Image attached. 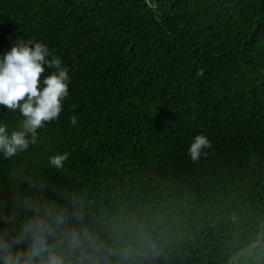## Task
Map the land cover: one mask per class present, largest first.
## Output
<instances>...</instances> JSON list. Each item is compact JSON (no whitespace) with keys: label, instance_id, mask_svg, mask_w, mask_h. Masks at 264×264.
Returning a JSON list of instances; mask_svg holds the SVG:
<instances>
[{"label":"trees","instance_id":"obj_1","mask_svg":"<svg viewBox=\"0 0 264 264\" xmlns=\"http://www.w3.org/2000/svg\"><path fill=\"white\" fill-rule=\"evenodd\" d=\"M20 39L60 57L69 95L37 144L0 153V197L76 199L155 244L137 264H230L261 236L238 264H264V0H0V56ZM22 119L0 105L9 132Z\"/></svg>","mask_w":264,"mask_h":264},{"label":"clouds","instance_id":"obj_2","mask_svg":"<svg viewBox=\"0 0 264 264\" xmlns=\"http://www.w3.org/2000/svg\"><path fill=\"white\" fill-rule=\"evenodd\" d=\"M46 68L55 69L45 76ZM69 69L43 43L20 39L0 56V105L19 111L23 119L11 132L0 125V153L13 158L38 143V129L59 118L69 95ZM75 125L77 118L73 116ZM212 141L196 135L188 149L198 161ZM69 153L49 158L55 169H63ZM36 195L0 197V264H137L155 244L146 236L133 239L124 226L94 219L82 202L59 203L43 196L47 186L29 182ZM11 205V207H9Z\"/></svg>","mask_w":264,"mask_h":264},{"label":"water","instance_id":"obj_3","mask_svg":"<svg viewBox=\"0 0 264 264\" xmlns=\"http://www.w3.org/2000/svg\"><path fill=\"white\" fill-rule=\"evenodd\" d=\"M262 244H263V237L261 236V238H260L259 241H257V242H255V243L249 245L245 250H242V251H240L238 254H236V255L231 259L230 264H233V261H234L235 257H237L238 255L242 254V253L245 252V251H248V254H249V255H248V258H247V261H248L250 255H251V253L253 252V250H254L255 248L259 247V246L262 245ZM247 261H246V263H247ZM246 263H245V264H246Z\"/></svg>","mask_w":264,"mask_h":264},{"label":"rangeland","instance_id":"obj_4","mask_svg":"<svg viewBox=\"0 0 264 264\" xmlns=\"http://www.w3.org/2000/svg\"><path fill=\"white\" fill-rule=\"evenodd\" d=\"M246 252H248V251H245V252H243L242 254H244V253H246ZM239 256H241V254L238 255L237 257H235V259H234V261H233V264H238V257H239Z\"/></svg>","mask_w":264,"mask_h":264}]
</instances>
